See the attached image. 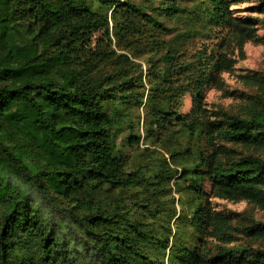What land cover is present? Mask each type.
Returning a JSON list of instances; mask_svg holds the SVG:
<instances>
[{"label": "trees", "instance_id": "1", "mask_svg": "<svg viewBox=\"0 0 264 264\" xmlns=\"http://www.w3.org/2000/svg\"><path fill=\"white\" fill-rule=\"evenodd\" d=\"M91 1L112 16L122 8L113 21L118 43L133 28L132 16L143 15L128 0ZM210 4L212 23L227 22L228 2ZM256 8L264 13V0ZM161 11L182 12L174 4ZM95 21L87 0H0V264H164L154 254L160 247L165 252L149 220L156 211L147 197H127L160 173L128 172L115 154L130 103H141L134 92L142 84L117 79L105 85L100 63L109 57L88 48ZM250 34L248 24L231 22L222 46L234 42L241 49ZM232 63L222 52L215 68L229 70ZM169 98L165 104L149 96L152 118L167 123L174 116L190 134L216 133L219 140L264 148V113L209 123L193 111L188 118L175 116ZM200 165L207 171H192L211 180L214 196L264 208L263 158L199 159ZM190 173L184 169L183 178ZM189 223L216 239V251L177 243L169 264H264V248L231 245L234 229L220 214L199 205ZM240 232L264 243V223Z\"/></svg>", "mask_w": 264, "mask_h": 264}, {"label": "rangeland", "instance_id": "2", "mask_svg": "<svg viewBox=\"0 0 264 264\" xmlns=\"http://www.w3.org/2000/svg\"><path fill=\"white\" fill-rule=\"evenodd\" d=\"M128 1L142 8L143 15L132 16L133 28L123 36V42L118 43L113 35V21L120 17L122 8L112 16L111 10L87 0L96 16L89 28L88 48L95 54L109 57L100 63L105 85L117 79H131L142 84L134 92L136 97L141 96V103H130L128 127L116 140L115 154L128 172L139 168L151 176L160 173L159 177L149 178L147 185L134 187L127 196L131 200L147 197L151 210L156 211L149 220L156 225L158 237L164 240L165 252L157 248L155 256L169 264L168 253L177 243L182 248L199 245L210 252L216 251V239L201 234L189 223L192 211L199 205L228 219L234 229L231 245L263 249V242L243 237L240 230L254 222L264 223V208L247 200L214 196L211 180L192 169L207 171L205 165L198 166L199 159L208 163L212 158L223 162L249 155L264 159V148L251 142L237 144L219 140L216 133L213 137L190 134L174 116L167 123L152 118L145 105L149 96L165 104L170 96L168 108L175 116L188 118L193 111L199 120L209 123L262 115L264 28L261 21L264 13L256 8L261 0H226L228 20L218 26L211 20L210 0ZM167 4L176 5L182 12L169 15L161 11ZM231 22L248 24L251 32L241 49L234 42L222 46L221 40ZM222 52L233 63L229 70L217 71L215 63ZM196 84H199L198 90L194 89ZM184 169L191 170L185 178ZM259 190L264 193V186Z\"/></svg>", "mask_w": 264, "mask_h": 264}]
</instances>
